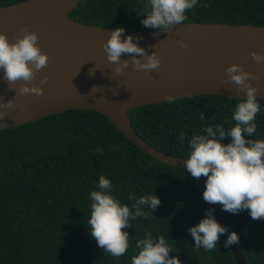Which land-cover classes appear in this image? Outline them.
<instances>
[{
  "label": "trees",
  "instance_id": "trees-1",
  "mask_svg": "<svg viewBox=\"0 0 264 264\" xmlns=\"http://www.w3.org/2000/svg\"><path fill=\"white\" fill-rule=\"evenodd\" d=\"M25 0H0V7ZM143 0H86L68 15L91 25L125 31L145 28ZM184 23H229L264 26V0H199ZM238 98L202 95L129 110L135 132L156 149L188 159V140L204 127L235 126ZM254 137L264 140V99ZM204 116V120L201 119ZM185 133L181 143L179 137ZM230 138L222 143L227 144ZM103 175L111 194L130 208L135 195L154 194L160 206L150 218L130 220L129 248L117 258L100 249L90 235V193ZM206 178L195 182L186 169L164 164L131 142L108 116L93 110L60 114L0 130V264H131L136 241L147 233L164 236L181 264H237L221 236L215 251L196 248L188 229L206 209ZM248 264H264V225L249 210L239 214L216 204ZM147 211L148 209H143ZM215 219H218L213 212ZM219 223V222H218ZM189 233V236L187 233Z\"/></svg>",
  "mask_w": 264,
  "mask_h": 264
},
{
  "label": "water",
  "instance_id": "water-1",
  "mask_svg": "<svg viewBox=\"0 0 264 264\" xmlns=\"http://www.w3.org/2000/svg\"><path fill=\"white\" fill-rule=\"evenodd\" d=\"M83 1L86 0H25L0 7V33H6L9 42L14 43L19 28L28 25L38 34L41 51L49 56L48 66L32 81L38 85L48 77L39 98L18 96L10 89L18 90L19 84L8 85L0 71V103L13 99L16 102L10 115L0 121V130L69 110H93L113 120L131 142L151 157L186 169V159L161 152L135 132L129 110L163 103L166 94L175 100L202 95L245 99L246 94L238 92L235 85L222 83L225 69L232 64L259 73V81L250 83L259 89L257 98L264 99V63L256 64L250 58L252 52L264 55V26L184 23L158 36L155 30L125 31L122 39L128 35L140 37L139 46L150 49L149 55L155 51L161 65L151 74L128 68L117 75L102 48L113 29L82 23L68 15ZM60 9L66 11L64 15L58 12ZM178 40H184L189 47H179ZM127 59L128 54L122 55L121 60ZM212 207L218 222L226 226L216 205ZM260 220L264 225V218ZM230 234L228 229L225 239ZM229 247L237 264H248L238 244Z\"/></svg>",
  "mask_w": 264,
  "mask_h": 264
},
{
  "label": "clouds",
  "instance_id": "clouds-1",
  "mask_svg": "<svg viewBox=\"0 0 264 264\" xmlns=\"http://www.w3.org/2000/svg\"><path fill=\"white\" fill-rule=\"evenodd\" d=\"M199 0H144L143 12L145 19L141 24L145 28L155 29L154 35L162 32L171 33L173 28L184 25L186 13L192 10ZM125 34L123 27L112 30L107 42L102 45L107 61L114 67L112 71L120 75L125 69L132 68L137 72L151 74L159 69L161 58L156 52L149 55L150 49L139 46L140 37L131 35L122 39ZM179 47L187 49L189 44L184 40L176 42ZM128 54L129 59L121 60ZM139 57V58H138ZM250 58L256 63H264V55L252 52ZM49 56L42 53L39 46V36L25 25L19 28L15 42L10 43L6 33H0V71L3 80L10 86L19 84L18 96L43 95V86L48 83L45 76L39 84H33L37 73L48 66ZM94 74V73H93ZM259 73L245 71L240 64H232L225 69L223 84L235 85L237 91L245 93L246 98L240 99L235 106L232 120L235 126L225 128L223 124L214 123L201 129L200 134H193L188 140L189 158L184 160L186 171L193 181L199 182L202 177L205 190L203 200L209 205L219 204L223 211L239 214L249 210L253 220L264 218V140L245 139L254 137L257 124V114L262 110L258 102V87L250 81H259ZM31 85V86H29ZM164 101L174 103L175 98L166 94ZM16 107L15 99L0 103V121ZM204 120V116L201 115ZM230 138L227 144L222 143ZM181 143L186 139L185 133L179 137ZM111 181L105 176L99 177L97 188L90 193L91 214L88 221L90 235L100 249L113 257H121L129 248V234L124 229L130 228V220L153 216L160 206V199L154 194L135 195L129 197L135 200L131 208L122 204L111 194ZM148 209L147 211L143 209ZM214 209H206L200 222L188 229L195 247L205 251H215L217 243L227 231L226 226L217 222L213 215ZM239 235L232 232L224 241L223 247L239 243ZM138 254L131 258V264H181L178 257H170L172 247L164 236L153 237L147 233L136 241Z\"/></svg>",
  "mask_w": 264,
  "mask_h": 264
},
{
  "label": "bare ground",
  "instance_id": "bare-ground-1",
  "mask_svg": "<svg viewBox=\"0 0 264 264\" xmlns=\"http://www.w3.org/2000/svg\"><path fill=\"white\" fill-rule=\"evenodd\" d=\"M58 12H60L61 14H63V15H64L66 11H65V10H63V9H60V10H58ZM42 53H44V52H42Z\"/></svg>",
  "mask_w": 264,
  "mask_h": 264
},
{
  "label": "rangeland",
  "instance_id": "rangeland-1",
  "mask_svg": "<svg viewBox=\"0 0 264 264\" xmlns=\"http://www.w3.org/2000/svg\"><path fill=\"white\" fill-rule=\"evenodd\" d=\"M143 4H144V0H143Z\"/></svg>",
  "mask_w": 264,
  "mask_h": 264
}]
</instances>
